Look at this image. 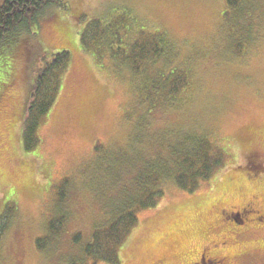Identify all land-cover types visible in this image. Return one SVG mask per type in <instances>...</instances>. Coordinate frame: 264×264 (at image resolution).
<instances>
[{
    "label": "rangeland",
    "instance_id": "374dc122",
    "mask_svg": "<svg viewBox=\"0 0 264 264\" xmlns=\"http://www.w3.org/2000/svg\"><path fill=\"white\" fill-rule=\"evenodd\" d=\"M243 5L225 20L224 0H68L46 13L28 49L21 37L0 57V264L83 258L120 201L145 200L142 183L150 199L151 188L161 195L138 208L119 264H191L206 248L260 264L264 223L249 232L226 219L239 210L264 216V0ZM154 38L162 56L138 54ZM60 51L68 65L30 144L31 73ZM175 70L184 89L168 97ZM193 144L198 163L176 167ZM174 178L196 186L183 190ZM48 220L59 232L38 243Z\"/></svg>",
    "mask_w": 264,
    "mask_h": 264
},
{
    "label": "trees",
    "instance_id": "16d2710c",
    "mask_svg": "<svg viewBox=\"0 0 264 264\" xmlns=\"http://www.w3.org/2000/svg\"><path fill=\"white\" fill-rule=\"evenodd\" d=\"M67 1L68 0H0V57L9 49V52L13 53V49L20 40L23 41L24 46L28 49V36L31 37L34 35L33 31L38 28L39 23H41L46 16V13L52 11L54 8H65ZM224 4L223 17L225 20L230 19L231 14L234 15L237 12L240 13L248 9L243 5V0H224ZM245 30L248 32V27L247 29L245 28ZM153 40H156L157 44L152 43ZM153 40H149V43L146 40L147 43L139 41L142 51L138 54H145L146 56L149 52L148 55L154 59L162 56L163 47L159 45L161 39L154 38ZM68 60L69 54L67 51H60L43 57L41 56V58L38 59L39 63H37V66L32 70L30 93L23 131L26 132L23 136L24 139L30 144L33 128L37 120L46 115L59 92L61 78L66 71ZM182 77L183 73L181 71H172L167 79L168 84L162 89V92H165L168 97L175 96L178 91L184 89V87L179 88L175 84L176 80L179 81ZM32 119L34 120V125L29 123ZM198 150V144H193V146L188 148V150L180 156L183 162L177 164L176 167H183L184 161L188 159H192V161L196 160V163H198L199 158L196 153ZM166 168L168 167H162L161 172L164 173ZM209 172L210 167L206 168L204 175L201 177L207 179L209 177ZM165 173H170V176H174L170 168ZM157 174L155 170L150 169L148 175L156 176ZM139 179L140 177L138 181ZM174 179L176 184L183 190L191 191L194 186H196V184H187L186 179H184V181H179L178 178ZM138 186L141 188L140 182L137 187ZM142 187L145 200L143 201L141 196L138 202H133L130 199H126L124 202L120 201L117 209L113 211L115 215L112 218H108L105 224H98V227L92 232L90 242L85 244L82 248L81 255L83 258L72 260L69 264H97L98 262L119 264V249L137 224L138 208L141 206H155L156 201L161 195V191L158 187L151 188L150 194L153 193V198L150 199L147 196L148 189L146 185L142 183ZM140 191L143 192L142 190ZM55 223L56 222H50L49 220L47 221L45 225L46 233L38 238V243L44 238L53 239L57 235L60 228H56ZM73 243H81L80 237H74Z\"/></svg>",
    "mask_w": 264,
    "mask_h": 264
},
{
    "label": "flooded vegetation",
    "instance_id": "af4514ba",
    "mask_svg": "<svg viewBox=\"0 0 264 264\" xmlns=\"http://www.w3.org/2000/svg\"><path fill=\"white\" fill-rule=\"evenodd\" d=\"M227 221L234 227V230H241L240 228L244 227L247 225V228L249 232L251 231V226L252 224H260L264 223V216L260 217L259 212H252L251 210H239V211H234L226 215ZM258 230L264 231V229L260 228L258 226ZM209 250L210 247H209ZM262 259H260V264H264V248L263 250H260V255ZM234 262V261H233ZM191 264H233L230 263L229 257L224 256L222 258L218 257H213L208 253V248L202 249L200 254L196 257V260H194ZM234 264H238L234 262Z\"/></svg>",
    "mask_w": 264,
    "mask_h": 264
}]
</instances>
